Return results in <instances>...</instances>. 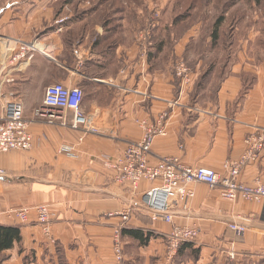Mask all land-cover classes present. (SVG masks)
<instances>
[{"label":"crops","instance_id":"1","mask_svg":"<svg viewBox=\"0 0 264 264\" xmlns=\"http://www.w3.org/2000/svg\"><path fill=\"white\" fill-rule=\"evenodd\" d=\"M10 1L16 3L10 5ZM40 1L0 4V47L1 40L10 39L34 44L36 49L27 68L8 75L9 90L21 97L29 118L33 106L41 105L50 82L77 87L83 92L81 111L99 133L82 134L29 118L33 148L0 154L4 172L0 175V225L18 226L22 236L20 244L1 254L0 264L56 263L55 244L62 248L66 264H112V236L126 212L130 215L124 229L142 230L153 237L140 246L121 234L124 264H161V257L165 258L162 238L172 225L151 221L143 208V194L156 183L141 181L133 190L117 182L106 164L129 143L143 138V124L151 126L164 116L166 136L154 139L151 164L175 157L185 166L209 168L225 176L224 165L244 156L245 138L264 126V59L225 58L214 101L205 99L202 104L203 89L180 87L174 75L172 62L180 46L176 39L169 42L165 59L161 50L166 43L157 41L159 30L155 41L149 42V48L155 44L156 55L146 56L138 42V34L150 22L157 27L158 10H150L148 20L142 7L137 14H125L106 25L101 17L110 2L91 12H78L76 18L68 13L62 27L36 38L32 29L44 2ZM60 5L68 4L61 0ZM129 18L133 20L130 32ZM158 45L162 47L156 51ZM2 63L0 57V68ZM49 68L50 75L43 77ZM61 148L65 151L59 152ZM238 180L246 185L264 183V149L256 161H245ZM188 188L194 197L187 201L186 210L179 200L173 205V225L199 231L193 243L200 248V257L186 264H231L230 255L236 256V264H264V206L241 199L226 201L218 190L201 184ZM43 204L51 214L54 244L42 234L34 212L23 224L10 213ZM231 224L244 227L245 232H232Z\"/></svg>","mask_w":264,"mask_h":264},{"label":"built area","instance_id":"2","mask_svg":"<svg viewBox=\"0 0 264 264\" xmlns=\"http://www.w3.org/2000/svg\"><path fill=\"white\" fill-rule=\"evenodd\" d=\"M157 16V14H156ZM69 17L67 15L57 20L62 27ZM155 22H150L147 28L138 34V42L146 48L150 46L151 30ZM0 57L3 63L0 68V154L10 151H28L33 148V138L30 133L31 119H26L22 100L9 90L8 75L12 71L28 67L35 53L34 44H26L18 40H1ZM175 76L183 83H188L189 70L183 63H177L174 68ZM83 92L77 87L68 88L61 83H53L44 89L41 105L33 112L35 121H42L51 127L67 128L82 134H98L99 129L92 125L88 117L82 113L81 104ZM161 116L156 124H143L144 136L136 142L129 143L125 149L106 166L115 173V180L121 184L127 183L136 190L141 181L156 183L143 194V208L153 222H163L172 225L167 237V254L173 256L179 246L185 242H195L198 229L178 227L173 225V205L176 200L182 203L183 210L187 201L194 197V191L188 186L201 184L211 190H218L222 199L234 202L237 199L260 203L264 206V183L246 185L238 180V175L245 161H256L264 149V126L248 135L245 140L246 151L238 162L226 163L225 176H219L209 168H193L183 165L178 158H160L153 164L149 162L153 141L158 136H166L165 126ZM65 149L61 148L59 152ZM0 175H4L0 170ZM29 208L11 210L10 213L19 222L26 223L29 218ZM30 210L35 211V219L42 229V234L49 241L51 235V214L47 205H38ZM129 212L121 215L123 222L128 221ZM229 230L243 234L245 228L235 224ZM113 252L116 264L123 263L118 231L115 232ZM230 255L229 259L233 260Z\"/></svg>","mask_w":264,"mask_h":264},{"label":"rangeland","instance_id":"3","mask_svg":"<svg viewBox=\"0 0 264 264\" xmlns=\"http://www.w3.org/2000/svg\"><path fill=\"white\" fill-rule=\"evenodd\" d=\"M41 1L44 2L41 3L39 13L36 15V20L33 22L32 29V31L35 32L36 38L45 35L48 30H56L57 27H59L57 24V18L60 17V15L62 16L66 14L70 17L69 14H72L71 19L76 18L78 12H91V9L96 6L98 8L101 2V0H75L71 4L62 8L60 5L61 0ZM6 2L7 0H0V4ZM86 2H89L90 4L85 6L84 4ZM15 3V1L9 2L10 5ZM118 3L123 7L128 6V11H130L131 14L126 15L129 17L132 16L133 12L137 14L142 7H144L145 10L148 9V11H159L157 27L160 32L157 33V41L166 43L161 50L162 59H165L167 51L170 50L169 42L175 41L171 38L172 33L171 37H168V28L171 27V20L174 17L179 18L177 19L176 27L173 28L176 31V42L180 46H178L177 54L174 55V61L172 63L175 62L174 68L177 63H183L189 70L188 74L190 81L188 83H183L180 78L175 77L177 78L180 87L184 85L190 86V88L192 87L193 90H197L198 88L201 90L203 89V94L205 93L204 96L206 98H200V103L202 104H204L205 99L209 102L214 101V93H216L220 79L222 78L220 67L225 58H228V60L231 61L237 56L248 55L255 57L258 60L260 58L264 59V0H259L257 3L254 0H113L111 3L112 7L109 5L103 8L112 10L116 7L114 5ZM106 4H110V2ZM220 17H223V20L219 30V42L218 44L213 45L211 37L213 25ZM71 19L69 23H71ZM132 21L131 18L126 20L127 26L129 25L127 29L128 32H130L129 28L130 25H132ZM150 40L152 41L151 38ZM154 50L155 44L150 48L147 47L145 50L146 56L147 54L149 55V52ZM38 58L40 57L38 56ZM47 75H50V68L42 73L43 77ZM48 84V82L44 81V85ZM50 84L52 83L50 82ZM19 98L21 99V97ZM36 107V105L33 106V108ZM33 112L34 111L30 113L29 118H33ZM24 115H26V119H29L25 112ZM38 122L46 125L42 121ZM126 224L127 222L122 221L120 227H118L113 233L112 264H116V256L113 252L114 236H116L115 232L118 231L121 246V231L124 229L122 226H125ZM168 235L169 232L162 238L164 239L165 258L164 255L163 258L161 257V264H167L164 259L172 263L174 257L178 254L177 250L173 256H168ZM49 242L54 244L53 239ZM229 261H231V264H236V256H234L233 260L229 259ZM122 264H124V259ZM135 264L139 263L137 262ZM150 264L153 263L150 262Z\"/></svg>","mask_w":264,"mask_h":264},{"label":"trees","instance_id":"4","mask_svg":"<svg viewBox=\"0 0 264 264\" xmlns=\"http://www.w3.org/2000/svg\"><path fill=\"white\" fill-rule=\"evenodd\" d=\"M73 0H65L66 4H70ZM256 3L259 2V0H254ZM108 2H113V0H101L100 5H104ZM114 6H116L115 8H113L112 10H107L106 14H102V19L104 21V24L106 25H112L115 24V20L117 18H122L125 14H131L130 11H128V6L127 7H123L121 4H115ZM112 7V5H111ZM95 9H97V7H94ZM145 14L147 15V19H150V16L152 15V12L147 11V9L145 10ZM134 14V13H133ZM132 14V15H133ZM177 19H179L178 17H174L171 20V27L168 28V37H171V33H172V39L175 40L176 38V31L173 27H176L177 25ZM223 20V17L218 18V20L216 21V23L213 25V30H212V42L213 45L218 44V37H219V30L221 28V22ZM158 27L152 29V37L151 39L153 41H155V35L157 33ZM166 32V31H165ZM222 37V35H221ZM162 43V42H161ZM159 48L156 49V51H158L160 49V47H162V45H158ZM157 52H149V57L156 55ZM122 236L126 235L128 236L130 239L138 242V244L140 246H146L148 244V241L150 240V238H152V234L148 233V232H144L142 230H132V229H124L121 231ZM22 240V236H21V231L20 228L18 226H4V225H0V258H1V254L4 253L5 251H8L10 249L13 248L14 244H20ZM55 249V255L57 257L56 263H51V264H66V260L64 258L63 255V250L62 248H60L59 245L55 244L54 246ZM184 256V257H181ZM200 257V248L196 247L194 243H183L180 245L179 249H178V254L174 257L172 264H186L188 261L191 262H196L198 261Z\"/></svg>","mask_w":264,"mask_h":264},{"label":"bare ground","instance_id":"5","mask_svg":"<svg viewBox=\"0 0 264 264\" xmlns=\"http://www.w3.org/2000/svg\"><path fill=\"white\" fill-rule=\"evenodd\" d=\"M35 207H36V206H35ZM35 207H32V208H35ZM32 208H29V210H28V211H29V213H30V212H34V213H35V211H33V210H30V209H32ZM50 228H51V235H52V226H50ZM41 231H42V229H41ZM42 232H43V231H42Z\"/></svg>","mask_w":264,"mask_h":264}]
</instances>
